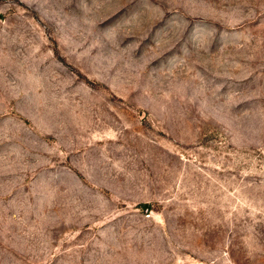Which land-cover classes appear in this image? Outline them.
<instances>
[{"label": "rangeland", "instance_id": "rangeland-1", "mask_svg": "<svg viewBox=\"0 0 264 264\" xmlns=\"http://www.w3.org/2000/svg\"><path fill=\"white\" fill-rule=\"evenodd\" d=\"M0 264H264V0H0Z\"/></svg>", "mask_w": 264, "mask_h": 264}]
</instances>
